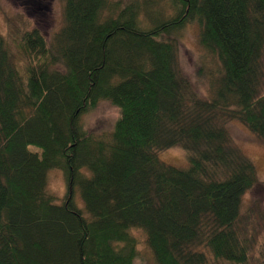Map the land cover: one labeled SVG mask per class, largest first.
I'll return each instance as SVG.
<instances>
[{"label":"trees","instance_id":"trees-1","mask_svg":"<svg viewBox=\"0 0 264 264\" xmlns=\"http://www.w3.org/2000/svg\"><path fill=\"white\" fill-rule=\"evenodd\" d=\"M62 1L51 39L0 33V264H135V230L155 264H264L241 206L256 167L228 128L264 142V0ZM190 23L216 64L206 94L179 63ZM100 100L118 116L94 133ZM172 146L187 167L159 158Z\"/></svg>","mask_w":264,"mask_h":264},{"label":"rangeland","instance_id":"rangeland-1","mask_svg":"<svg viewBox=\"0 0 264 264\" xmlns=\"http://www.w3.org/2000/svg\"><path fill=\"white\" fill-rule=\"evenodd\" d=\"M8 20L24 28H39L45 38L51 39L53 33L63 24L62 0H0V33H8ZM179 58L184 71L200 94L208 92L207 71L216 64L205 57L198 43V27L194 23L186 24L179 32ZM264 59V58H263ZM118 116V109L107 100H100L94 108L83 114L82 123L86 130L104 133L112 129ZM233 141L244 154L252 159L256 167L257 182L243 196L242 212L250 214V231L254 237V253L258 254L264 243V142L244 124L228 122ZM187 153L180 146H172L159 152V158L166 163L187 167ZM59 169H52L48 174L47 187L61 200L66 194V180ZM79 190L75 192V201L83 207ZM139 242V256L135 264H155L149 252L144 234L135 230ZM256 254V255H257Z\"/></svg>","mask_w":264,"mask_h":264}]
</instances>
